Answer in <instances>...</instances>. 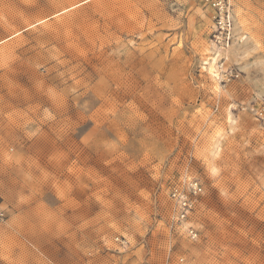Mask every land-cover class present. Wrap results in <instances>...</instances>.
Returning a JSON list of instances; mask_svg holds the SVG:
<instances>
[{
  "label": "rangeland",
  "instance_id": "1",
  "mask_svg": "<svg viewBox=\"0 0 264 264\" xmlns=\"http://www.w3.org/2000/svg\"><path fill=\"white\" fill-rule=\"evenodd\" d=\"M231 4L223 49L202 0H0V264H264V0Z\"/></svg>",
  "mask_w": 264,
  "mask_h": 264
},
{
  "label": "built area",
  "instance_id": "2",
  "mask_svg": "<svg viewBox=\"0 0 264 264\" xmlns=\"http://www.w3.org/2000/svg\"><path fill=\"white\" fill-rule=\"evenodd\" d=\"M202 2L210 7L214 13L213 27H214V40L217 45L222 48H228L234 41V21L231 0H202ZM229 74H233L230 69ZM193 195H198L201 192V187L197 181L190 182ZM170 197L179 208L177 217L179 220H184L193 206V199L189 200L188 197L178 188L173 187L170 191ZM192 239L196 237L194 229L189 230Z\"/></svg>",
  "mask_w": 264,
  "mask_h": 264
},
{
  "label": "bare ground",
  "instance_id": "3",
  "mask_svg": "<svg viewBox=\"0 0 264 264\" xmlns=\"http://www.w3.org/2000/svg\"><path fill=\"white\" fill-rule=\"evenodd\" d=\"M217 45V44H216ZM219 46V45H218ZM229 47V46H228ZM224 49V48H223ZM239 50V49H238ZM220 52V51H218ZM219 56V54L217 53V57ZM217 57L216 58H212L211 60V63H209V68L207 69L208 70V75L210 77H213V78H219L216 70H215V65H216V62H217Z\"/></svg>",
  "mask_w": 264,
  "mask_h": 264
}]
</instances>
